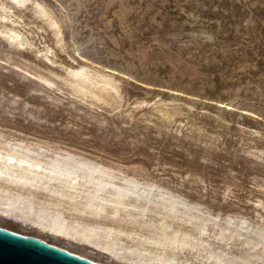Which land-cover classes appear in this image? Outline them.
Instances as JSON below:
<instances>
[{
	"label": "rangeland",
	"instance_id": "374dc122",
	"mask_svg": "<svg viewBox=\"0 0 264 264\" xmlns=\"http://www.w3.org/2000/svg\"><path fill=\"white\" fill-rule=\"evenodd\" d=\"M2 1L18 28L59 61L72 63L71 54L118 71L122 99L100 107L66 87L39 91L17 68L43 64L0 39V57L10 60L0 66V126L203 194L224 212L251 214L252 202L264 200V0H38L62 21L64 48L30 2ZM171 90L181 93L180 105L163 122L152 104ZM143 100L150 103L139 107ZM0 224L31 232L8 217Z\"/></svg>",
	"mask_w": 264,
	"mask_h": 264
},
{
	"label": "bare ground",
	"instance_id": "6f19581e",
	"mask_svg": "<svg viewBox=\"0 0 264 264\" xmlns=\"http://www.w3.org/2000/svg\"><path fill=\"white\" fill-rule=\"evenodd\" d=\"M7 1L17 6L30 2L64 48L62 21L48 5L38 0ZM18 26L17 16L0 0V39L15 50L31 51L44 66L17 68L37 90L66 87L100 107H114L122 99L118 71L77 61L71 54L72 63L59 61L51 46L38 47ZM74 48L81 57L79 46ZM9 61L0 57V66ZM170 92L169 99L159 98L152 104V115L163 122L174 117L170 106L180 105L181 93ZM149 103L143 100L138 105ZM220 104L232 108V103ZM242 112L250 114L246 109ZM257 151L254 154L260 158L261 150ZM258 185L264 192V185ZM251 211L215 209L203 194L194 198L135 168L0 126V217L31 230L21 233L93 260L105 264H264V200H254Z\"/></svg>",
	"mask_w": 264,
	"mask_h": 264
},
{
	"label": "water",
	"instance_id": "95a60500",
	"mask_svg": "<svg viewBox=\"0 0 264 264\" xmlns=\"http://www.w3.org/2000/svg\"><path fill=\"white\" fill-rule=\"evenodd\" d=\"M0 264H105L34 235L0 226Z\"/></svg>",
	"mask_w": 264,
	"mask_h": 264
}]
</instances>
